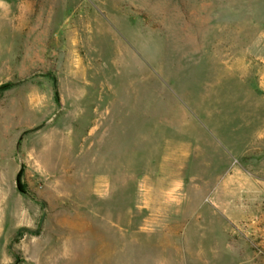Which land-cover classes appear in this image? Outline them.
Returning a JSON list of instances; mask_svg holds the SVG:
<instances>
[{"label": "rangeland", "instance_id": "1", "mask_svg": "<svg viewBox=\"0 0 264 264\" xmlns=\"http://www.w3.org/2000/svg\"><path fill=\"white\" fill-rule=\"evenodd\" d=\"M236 162L264 0H0V264H264L207 202Z\"/></svg>", "mask_w": 264, "mask_h": 264}, {"label": "crops", "instance_id": "2", "mask_svg": "<svg viewBox=\"0 0 264 264\" xmlns=\"http://www.w3.org/2000/svg\"><path fill=\"white\" fill-rule=\"evenodd\" d=\"M210 175L217 178L207 202L229 224L247 227L245 233L259 241L264 260V168L236 162Z\"/></svg>", "mask_w": 264, "mask_h": 264}, {"label": "trees", "instance_id": "3", "mask_svg": "<svg viewBox=\"0 0 264 264\" xmlns=\"http://www.w3.org/2000/svg\"><path fill=\"white\" fill-rule=\"evenodd\" d=\"M17 188L21 190L20 182H19V176L17 178Z\"/></svg>", "mask_w": 264, "mask_h": 264}, {"label": "built area", "instance_id": "4", "mask_svg": "<svg viewBox=\"0 0 264 264\" xmlns=\"http://www.w3.org/2000/svg\"><path fill=\"white\" fill-rule=\"evenodd\" d=\"M251 264H253V263H251Z\"/></svg>", "mask_w": 264, "mask_h": 264}]
</instances>
